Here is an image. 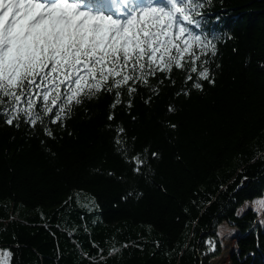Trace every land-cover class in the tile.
Wrapping results in <instances>:
<instances>
[{"label":"trees","instance_id":"obj_1","mask_svg":"<svg viewBox=\"0 0 264 264\" xmlns=\"http://www.w3.org/2000/svg\"><path fill=\"white\" fill-rule=\"evenodd\" d=\"M196 19L216 45L202 90L173 67L115 107L114 92L84 98L60 125L0 116L9 264H212L224 223L264 264L259 214H239L264 196V0H203Z\"/></svg>","mask_w":264,"mask_h":264},{"label":"snow or ice","instance_id":"obj_2","mask_svg":"<svg viewBox=\"0 0 264 264\" xmlns=\"http://www.w3.org/2000/svg\"><path fill=\"white\" fill-rule=\"evenodd\" d=\"M117 2L126 18L85 10L74 0H0L4 123L36 128L49 116L51 124L60 125L74 105L101 92H114L115 107L121 102L120 89L130 97L137 84L148 86L157 72L170 74L173 67L185 71V81H192L196 89L203 88L200 80L215 82L206 67L216 55L215 38L194 31L200 28L196 17L203 0H165L167 7L154 5L153 0L146 5L113 0ZM45 134L51 136L52 130L46 128ZM132 160L139 173L145 160L140 155ZM258 209L264 211V200L258 202ZM209 244L214 251L215 244ZM11 255L7 250L0 253V264H8Z\"/></svg>","mask_w":264,"mask_h":264},{"label":"rangeland","instance_id":"obj_3","mask_svg":"<svg viewBox=\"0 0 264 264\" xmlns=\"http://www.w3.org/2000/svg\"><path fill=\"white\" fill-rule=\"evenodd\" d=\"M74 2H79L78 0H74ZM94 1L91 0V2L88 4V0L83 2V4H88L90 6L91 10L94 6ZM103 2L104 6L107 8H104V10H101L99 6L96 7L95 12H104L108 15H112L114 18L121 19L126 18V11L123 8V5L119 2L113 4V0H101ZM108 8L112 9V12L108 10ZM116 8H119L121 12H124V15H118L116 12ZM106 9V10H105ZM264 200V196L262 198L256 199L252 202H247L244 204L240 210L239 214L243 213L244 211L248 209H253L258 212L259 214V223L264 227V211L258 209V202ZM219 235L222 242V253L219 257L214 259L212 261V264H252L253 263V256L249 253H247L245 250H242L241 247L238 245L237 237L239 233L235 228L230 226L229 224H222L219 227ZM3 249H0V253H2ZM8 264H9V258H8Z\"/></svg>","mask_w":264,"mask_h":264}]
</instances>
